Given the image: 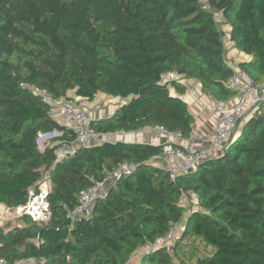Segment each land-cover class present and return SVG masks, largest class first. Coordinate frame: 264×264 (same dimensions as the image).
<instances>
[{
  "label": "trees",
  "instance_id": "obj_1",
  "mask_svg": "<svg viewBox=\"0 0 264 264\" xmlns=\"http://www.w3.org/2000/svg\"><path fill=\"white\" fill-rule=\"evenodd\" d=\"M0 0V205H24L48 179L49 218L0 226V260L14 264H128L135 251L165 236L183 212V192L197 196L175 249L185 238L209 250L189 264H264V114H255L196 172L171 181L151 161L161 145L102 142L61 159L57 144L74 135L48 115L35 90L55 99L98 94L120 100L100 134L162 128L187 139L194 117L175 73L195 79L202 94L233 96L222 26L231 46L249 57L237 63L264 85V0ZM205 6V7H204ZM215 13L220 14L216 20ZM170 89H174L172 94ZM60 133L41 147L39 135ZM123 163L116 180L85 217H69L78 195ZM195 252L197 248H193ZM136 264H173L158 248Z\"/></svg>",
  "mask_w": 264,
  "mask_h": 264
},
{
  "label": "built area",
  "instance_id": "obj_2",
  "mask_svg": "<svg viewBox=\"0 0 264 264\" xmlns=\"http://www.w3.org/2000/svg\"><path fill=\"white\" fill-rule=\"evenodd\" d=\"M201 1L207 6L206 0ZM214 17L216 20H220L219 13H215ZM222 30L224 32V47L227 50L228 28L224 25ZM227 61L232 72L226 86L233 93V96L226 100L209 97L205 107H208L210 114L216 117L217 123L208 137L207 145L198 146L193 141L194 134H191L185 144L162 142L159 144L161 145L160 154L151 158L152 162L161 164V168L167 173L171 181L179 176L196 172L200 164L219 156L244 120L255 114H264V85L255 84L253 79L237 63L229 59ZM179 80V76L175 73H169L163 77L164 82ZM35 92L39 93L42 100L49 106V117L74 135L73 142L57 144L54 153L58 159L72 155L79 147H91L102 143L101 140L104 135L92 129L94 120L92 110L98 104V95L93 100L74 95L55 99L44 91L35 90ZM155 129L165 132L159 127H155ZM57 135H60V133L54 132L39 136H43V139L48 140ZM134 168V164L123 163L114 170L106 172V176L101 181L94 183L88 189L82 190L77 198L78 204L73 212L69 214V217L73 219L74 217L87 216L92 204L97 200L104 199L111 185L119 178L130 174ZM51 189L50 181L45 179L39 183L37 190L30 192L24 205L15 209H8L0 205V221L5 213L15 210L16 217L26 215L32 222H46L49 218L47 197ZM196 202L197 196L193 191L183 192L179 198V204L183 207L181 219L171 225L165 236L157 238L154 242L146 243L137 249L133 257H141L161 247L170 251L184 231L187 216L196 209ZM42 261L41 257L26 258L14 264H40ZM0 264L6 263L0 260Z\"/></svg>",
  "mask_w": 264,
  "mask_h": 264
},
{
  "label": "crops",
  "instance_id": "obj_3",
  "mask_svg": "<svg viewBox=\"0 0 264 264\" xmlns=\"http://www.w3.org/2000/svg\"><path fill=\"white\" fill-rule=\"evenodd\" d=\"M227 59L240 63L247 61L249 57L243 52L238 51L237 49L231 46L229 41L226 42ZM179 81L185 87V92L181 95V98L186 102L189 111L194 117V123L192 124V133L194 134L193 141L198 145H207L208 137L213 132L214 127L216 126L217 120L216 117L210 114L209 108L205 107L207 105L209 97L208 95L202 94L200 90V84L195 79H183L179 77ZM172 94H175L174 89H170ZM108 97V96H107ZM114 101L118 99L112 98ZM120 100L116 101L117 104L120 103ZM116 104V105H117ZM116 109V106L113 109H109L107 112L103 110H92L93 119L107 118L109 117ZM103 142H115L122 141L127 143H146L151 145H159L162 142H170L173 144H185L188 142L189 138L183 139L175 134H168L156 130L155 128H144L137 132L125 133L118 132L114 134H105L103 137ZM161 165L160 163H156ZM161 167V166H160Z\"/></svg>",
  "mask_w": 264,
  "mask_h": 264
},
{
  "label": "rangeland",
  "instance_id": "obj_4",
  "mask_svg": "<svg viewBox=\"0 0 264 264\" xmlns=\"http://www.w3.org/2000/svg\"><path fill=\"white\" fill-rule=\"evenodd\" d=\"M98 104L97 106H94L93 109L96 111L97 110H103V112H107L109 109H113L118 100H113L110 97H107L105 95L102 94H98V98H97ZM240 127L238 128V130L236 131L235 134H237V132L239 131ZM235 136V135H234ZM40 138V136L38 137ZM104 139L101 140V142H103ZM45 139H41L39 141V146H43L45 143ZM9 224L10 226H17L21 224V221L19 219V217L15 216V210H12L8 213H5L4 216L2 217L1 221H0V226ZM179 239L176 241L178 242ZM176 242L173 244V247L171 248L170 252H172L173 255V264H189L191 262H193V260L198 256V254H202L207 252L209 249L204 246V244H202L200 241H198V239L195 238H185L183 239V242L176 247L175 251L173 253V249L175 248V244ZM193 248H197V251L195 252V250ZM140 262V257H131L130 261L128 262V264H136Z\"/></svg>",
  "mask_w": 264,
  "mask_h": 264
},
{
  "label": "water",
  "instance_id": "obj_5",
  "mask_svg": "<svg viewBox=\"0 0 264 264\" xmlns=\"http://www.w3.org/2000/svg\"><path fill=\"white\" fill-rule=\"evenodd\" d=\"M43 138V136H40V138H38V144H39V141Z\"/></svg>",
  "mask_w": 264,
  "mask_h": 264
}]
</instances>
